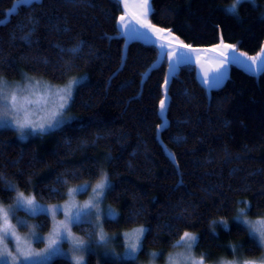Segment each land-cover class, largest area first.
Wrapping results in <instances>:
<instances>
[{"label": "trees", "instance_id": "16d2710c", "mask_svg": "<svg viewBox=\"0 0 264 264\" xmlns=\"http://www.w3.org/2000/svg\"><path fill=\"white\" fill-rule=\"evenodd\" d=\"M232 1L151 0L149 18L191 47L224 41L260 52L264 0L239 4L235 15L226 9ZM13 5L0 0V75L28 73L59 84L76 74L85 83L75 88L72 117L57 128L21 139L0 127V197L11 201L17 186L38 200L59 201L71 184L96 179L105 168L107 198L119 213L107 221L109 230L150 231L138 257L90 256L89 264H139L187 231L198 235V250L216 256H232L234 247L260 254L234 217L242 208L249 217L264 212V69L252 74L233 62L224 83L208 88L188 62L164 87L168 60L153 66L157 45L127 40L118 23L122 0H40L9 16ZM49 264L72 262L59 256Z\"/></svg>", "mask_w": 264, "mask_h": 264}, {"label": "rangeland", "instance_id": "374dc122", "mask_svg": "<svg viewBox=\"0 0 264 264\" xmlns=\"http://www.w3.org/2000/svg\"><path fill=\"white\" fill-rule=\"evenodd\" d=\"M124 1V10L122 14H120L118 18V23L121 27L122 32L126 36V38L138 36L144 40L153 42L158 47V57L156 60H160L162 58H166L168 60V70L166 77L172 74L175 69L179 66L180 63L184 61L192 62L196 66L197 74L202 79L205 74H211V71L221 64H224L223 68V79L220 81L222 83L229 74L230 65L234 62L233 57L236 58L237 63L244 66L249 70V58L260 57L264 49L258 53L252 54L244 50L238 49L234 44H230L224 41H220L212 47H200V48H191L189 47L175 32L171 31L168 28H165L160 25L154 24L149 16L144 17L141 15L142 8L139 5L142 3V0H123ZM252 1V0H251ZM151 3V0H150ZM235 0L228 3L226 5V9L229 8L230 5H233ZM239 6V5H238ZM237 6V9H238ZM237 11V10H236ZM125 17L123 23L120 22V17ZM130 25V27H128ZM145 25H149L150 27L145 28ZM161 45H164L166 48V57L161 56ZM188 47H182V46ZM225 46H232L231 51L225 48ZM182 49L181 54L177 57V50ZM223 53V55H221ZM176 57L178 59V63L173 64V58ZM254 71L257 69L256 64L251 65ZM260 67V66H259ZM174 69V71H173ZM76 75V74H74ZM70 76L68 80L64 83H54L42 77L33 76L31 74L25 73L22 77L19 78H8L4 75H0V81H3L7 84L6 91L10 94L13 91H17L19 88H26L27 85L31 81L38 80L40 81V87L35 91H20L18 94L20 96H29V98L33 100H39V103H34L31 107L27 109L29 118L33 121L34 124H45L44 131L39 130L38 128H27L24 130V135H21L20 131H17L14 127L16 117L14 114H9L7 119L11 121L13 128L18 136L21 139H28L32 136L43 134L52 129L57 128L62 125L65 121L69 120L71 116V112L69 111L71 101L69 102V106L64 110L62 115L58 117L57 120L52 121V124L55 125L52 128H48V122L51 119V112L55 109L56 105L59 101L55 96H51L48 98L47 104L44 103V99L42 94L44 93V85L53 86V89L58 87L66 86L70 80L77 77L84 76ZM219 83V84H220ZM208 88L209 82H205ZM166 87V85L164 84ZM75 88L73 90L74 94ZM4 110L0 107V113ZM59 121V122H58ZM106 173L108 181L111 186V179L107 170L104 168L101 171V174L98 178L93 180H83L77 183H73L68 187L66 197L59 201L54 202H45L38 200L31 191H25L17 186H15L14 196L11 201H4L0 197V207L9 209V222L13 226V230L15 233V238L7 241L8 249L16 255L17 246L23 248L25 250H31L33 253H42L41 256H35L33 259L39 261L40 264H49L54 258L59 256L67 257L71 260L72 264H74L75 257H82L85 261V264H89L90 256L95 257L97 262H100L101 259L105 257H110L116 260H122L125 258H130L125 256V252L127 249V245L130 243L128 237L125 236V233L134 234L135 229L144 228V226H134L127 228H120L118 230H109L107 226V221L110 219L107 216L109 210L116 213V217H118L117 208L108 201L107 194L109 188H106L103 194L99 197L97 202V207L90 209L91 213V222L89 224L92 225V228L85 227L88 222H81L79 224H71L69 225L68 231L70 232V238L68 240L60 243V252L56 255H48L45 252V249L48 247L49 238L53 237V232L55 229H58L59 226L66 221V217L64 215L65 211H68V207L75 205L79 206L82 211H89V209H84L83 205L89 202V200L93 199L94 193L93 189L96 184L102 179V174ZM82 184H88L90 187L87 188L86 191L75 192L71 196H69L70 189H76ZM23 194L26 199H34L36 204L45 206L48 209L47 214L43 212H31L23 207H17V197ZM54 206H60L62 211H57L55 214L51 211ZM72 211H75V208H72ZM98 213V215H97ZM114 218V219H115ZM245 221H251L256 224L264 223V212L263 214L256 217H249L243 215L242 217ZM48 220V222H47ZM48 223V224H47ZM103 231L106 236V240L103 242L99 241V233ZM192 233L198 237L196 232L187 231ZM40 237V239H37ZM143 237V236H142ZM141 237V240L143 239ZM73 239H80L85 242L84 250H77L73 244ZM237 248H232V256H225L223 254L214 255L210 253V251L202 249H197V244L193 246L191 250L192 256L197 259H200L202 254L204 264H221V261L224 262H235V264H240V262L244 260H255L259 261L261 257H264V248H262V252L254 257H248L245 253H239ZM185 248L173 246L170 250H161V249H152L149 250L145 257L139 258V264H169V256L175 255L176 253H185ZM139 251L133 257H138ZM157 253L155 257L151 254ZM11 264V261H9ZM17 264H21L20 261Z\"/></svg>", "mask_w": 264, "mask_h": 264}, {"label": "snow or ice", "instance_id": "6c2138e0", "mask_svg": "<svg viewBox=\"0 0 264 264\" xmlns=\"http://www.w3.org/2000/svg\"><path fill=\"white\" fill-rule=\"evenodd\" d=\"M40 0H14L13 7L9 10L8 15L11 16L13 14H18L19 9L24 6H31L34 3H39ZM247 0H235V3L233 5H230L227 9L228 14L235 15L237 6L239 4L245 3ZM139 7L142 8L141 15L144 17H147L153 13V9L151 7L150 0H142V3L139 5ZM29 22L31 23L32 20L29 17ZM125 17H120L121 24L123 23ZM10 22V19L9 21ZM0 26H6V24H3V21H0ZM130 27V25H128ZM150 27L149 25H145V28ZM34 30V29H33ZM182 47H188V46H182ZM226 49L231 51L232 46H225ZM72 51H77L76 49ZM182 49L177 50V57L181 54ZM161 56L166 57V48L164 45H161ZM223 55V53L221 54ZM233 61H236V58L233 57ZM249 70L253 71L252 64H256L258 67L255 70H259L260 65H264V52H262L260 57H253L249 58ZM178 59L176 57L173 58L172 63H178ZM223 68L224 64H221L219 67L213 69L211 71V74H205V76L202 78V81L209 82V87H214L217 84L220 83V81L223 79ZM174 71V69H173ZM171 79V73L169 76L165 78V85L169 83ZM40 81L35 80L31 81L29 85L26 86V88H19L17 91H13L10 94L6 91L7 84L3 81H0V107L3 108V112L0 113V127H13L11 121L7 119L8 115L14 114L16 117L15 119V125L17 131L21 132V135H24V130L27 128H38L41 131L46 130L45 124H34L33 121L29 118V114L27 109L31 107L34 103H39V100H33L29 98V96H20L18 92L20 91H35L40 87ZM85 83V77H77L73 78L69 81V83L64 87H58L53 89V86L45 84L44 87V93L42 94V97L44 99V103L47 104L48 98L51 96H55L56 99L59 101V103L56 105L55 109L51 112V119L48 122V128H52L55 125L52 124V121L57 120L58 117L62 115L64 110L69 106V102L73 100V90L74 88L78 89L80 86H83ZM167 104H168V98L165 96L164 99L160 101V114H163L167 110ZM59 122V121H58ZM165 127V123L162 122L161 125L158 126V130ZM169 157L172 158L171 153H169ZM3 177L0 176V180H2ZM9 188H12L13 186L11 184L8 185ZM90 187L88 184H82L76 189H70L69 190V196H71L75 192H82L86 191L87 188ZM110 187V182L108 181L107 174H102V179L96 184L95 188L93 189V199L89 200L88 203L83 205L84 209H89V211L85 212L82 211V209L79 206H69L68 211L64 212V215L66 217V221L63 222L58 229H55L53 232V237L49 238V244L48 247L45 249V252L48 253V255H56L58 252H60V243H62L65 240H68L70 238V232L68 231L69 225L71 224H79L81 222H91V216L93 215L90 211V209L97 207V202L99 197L103 194L104 190L106 188ZM247 203V202H245ZM17 207H23L31 212H43L47 214L48 209L45 206L36 204L34 199H26L24 198L23 194H20L17 197ZM250 205H248V208L250 210ZM72 208H75V211H72ZM63 209L60 208V206H54L52 208L53 214H55L57 211H62ZM9 209H5L0 207V264H9V261H11V264H17L18 261L21 262V264H40L39 261H36L33 259L35 256H41L42 253H33L30 249L25 250L23 248H20L17 246V252L16 255H13V253L8 249L7 247V241L10 239L15 238V233L13 230V226L9 222ZM98 215V213H97ZM243 215H245V209H238L237 214L234 217V220L240 224L246 226V230L249 232L250 237L256 241L257 245L261 248H264V223L256 224L251 221H245L242 219ZM107 216L110 219H114L116 217V213L109 210L107 213ZM214 224L217 222H213ZM221 226L227 228V225L224 224L222 221L219 222ZM150 231V229L146 228H139L134 230V234L125 233V236L129 238L130 243L127 245V249L125 252V256L127 257H133L135 254L140 250L142 247V240L141 237L146 233ZM37 239H40V237H37ZM198 237L192 233L184 232V234L180 237V239L176 242L174 246L176 247H183L185 248V253H176L175 255L169 256V264H204L203 261V255L202 254L200 259L195 258L191 254V250L194 245L198 244ZM106 240V236L101 231L99 233V241L103 242ZM73 244L77 250H84L85 242L80 239H73ZM153 257L157 255V253L151 254ZM74 264H85V261L82 257H75L74 258ZM221 264H235V262H224L221 261ZM240 264H264V257H261L259 261L255 260H244L240 262Z\"/></svg>", "mask_w": 264, "mask_h": 264}, {"label": "water", "instance_id": "95a60500", "mask_svg": "<svg viewBox=\"0 0 264 264\" xmlns=\"http://www.w3.org/2000/svg\"><path fill=\"white\" fill-rule=\"evenodd\" d=\"M123 1V0H122ZM123 8H125V6H124V1H123ZM120 26V25H119ZM135 38H139V39H142V38H140V37H138V36H134V37H130V38H127V40H131V39H135ZM189 46V45H188ZM189 47H191V46H189ZM191 48H199V47H191ZM264 49V45H263V47H262V50ZM163 59L164 58H162V59H158V60H156V62L154 63V65L153 66H156V65H158V64H160L162 61H163ZM184 63H188V61H184V62H182V63H180L179 64V66L180 65H182V64H184ZM235 63H237V62H235ZM237 64H239V63H237ZM241 67H243L245 70H247V71H249L250 73H252V74H258V73H260L263 69H264V65H261L260 67H259V70H256V71H250V70H248V69H246L244 66H242L241 64H239ZM179 66L175 69V71H177V69L179 68ZM174 71V72H175ZM173 72V73H174ZM197 76H198V78L200 79V81L203 83V84H205V82L204 81H202V79L200 78V76L197 74ZM225 81V80H224ZM224 81L222 82V83H220V84H217L216 86H214V87H217V86H219V85H222L223 83H224ZM206 85V84H205ZM207 86V85H206ZM165 87V86H164Z\"/></svg>", "mask_w": 264, "mask_h": 264}, {"label": "crops", "instance_id": "0c3cea01", "mask_svg": "<svg viewBox=\"0 0 264 264\" xmlns=\"http://www.w3.org/2000/svg\"><path fill=\"white\" fill-rule=\"evenodd\" d=\"M261 66V65H260Z\"/></svg>", "mask_w": 264, "mask_h": 264}]
</instances>
